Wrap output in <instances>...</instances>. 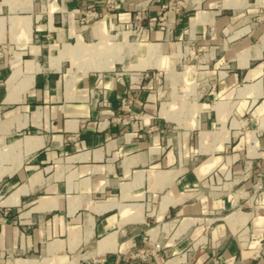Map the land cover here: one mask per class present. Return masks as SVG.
Segmentation results:
<instances>
[{
  "label": "crops",
  "instance_id": "0c3cea01",
  "mask_svg": "<svg viewBox=\"0 0 264 264\" xmlns=\"http://www.w3.org/2000/svg\"><path fill=\"white\" fill-rule=\"evenodd\" d=\"M108 2L0 0V264H264V0Z\"/></svg>",
  "mask_w": 264,
  "mask_h": 264
},
{
  "label": "built area",
  "instance_id": "2783aa9c",
  "mask_svg": "<svg viewBox=\"0 0 264 264\" xmlns=\"http://www.w3.org/2000/svg\"><path fill=\"white\" fill-rule=\"evenodd\" d=\"M110 8H115L117 5V0H109ZM99 17V13L97 11H91L87 14L86 19L90 20V18ZM121 111L123 113L122 122H129L131 119L137 116V112L134 109V101L130 97H123L121 99L120 104ZM160 244H156L153 249L149 248H141L135 252L131 253V258H141L142 260H147L149 257L154 256L156 252L159 250ZM214 264H221L219 260H215Z\"/></svg>",
  "mask_w": 264,
  "mask_h": 264
}]
</instances>
